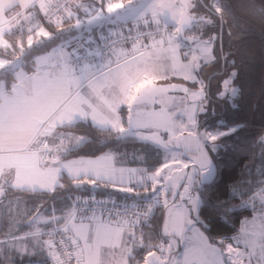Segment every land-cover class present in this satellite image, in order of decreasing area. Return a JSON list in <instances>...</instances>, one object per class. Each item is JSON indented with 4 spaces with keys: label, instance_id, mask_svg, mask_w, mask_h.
I'll return each instance as SVG.
<instances>
[{
    "label": "snow or ice",
    "instance_id": "6c2138e0",
    "mask_svg": "<svg viewBox=\"0 0 264 264\" xmlns=\"http://www.w3.org/2000/svg\"><path fill=\"white\" fill-rule=\"evenodd\" d=\"M7 9L16 11L0 15V264H264V132L249 145L256 170L246 164L227 185L239 205L208 197L221 140L241 128L210 123L209 105L236 107L240 92L225 41L251 30L248 17L264 25V0H0ZM209 65L219 72L205 77ZM129 143L144 149L121 151ZM86 145L95 151L80 155ZM15 193L51 203L29 207ZM205 206L224 223L237 208L252 215L217 238Z\"/></svg>",
    "mask_w": 264,
    "mask_h": 264
},
{
    "label": "trees",
    "instance_id": "16d2710c",
    "mask_svg": "<svg viewBox=\"0 0 264 264\" xmlns=\"http://www.w3.org/2000/svg\"><path fill=\"white\" fill-rule=\"evenodd\" d=\"M237 0H229V3H236ZM257 4L261 0H256ZM16 9H10L6 11L7 15H13ZM250 27V31L247 33H241L238 30H233L232 46L229 48L227 39L225 41V51H231L236 53L234 57L230 59L236 60V66L238 76L233 82L234 86H238L240 92L235 98L234 103L236 107H232L230 103H224L222 101H215L209 105V109L215 107V117H210V123L215 125L220 122L228 127L234 125H240L241 128L234 135L225 137L221 140L222 147L218 155L214 156L215 162L220 169V176L217 178L216 184L210 189L208 197L211 204H215L218 200H228V205H239V199H228L226 195L227 185L242 178L244 172V166L251 165L252 170L255 171L256 167L260 164L259 148L250 147L249 145L257 136L264 132V25L261 24L258 17H248L243 21ZM49 31H54V28L48 27ZM106 31V30H105ZM227 34V29L225 30ZM95 35V32L93 33ZM242 37V38H241ZM46 39V38H41ZM25 46H27L25 38ZM53 45H49V49ZM39 54V53H36ZM231 67L228 68L230 72ZM0 69V72H3ZM219 72L218 67L209 65L205 69V77L212 76ZM225 77L220 75L216 76L211 81L210 94L214 97L216 91L220 88V81ZM126 115V109H125ZM203 119V117H201ZM227 130L226 128H222ZM77 134H88L91 137L97 135L94 129L89 127H81L76 130ZM135 149H144V146L138 143H129L126 148H122L121 151H127L132 153ZM95 151L93 145H86L79 153L80 155L91 154ZM253 153H256L253 156ZM98 154V153H97ZM139 154V153H138ZM154 155V153H150ZM129 166H136L130 164ZM63 183H69L65 178ZM63 193H61L62 195ZM81 197L89 195V192L79 191L75 193ZM15 196H19L22 201L28 202V206L32 207L33 204L40 203L41 200L51 203V199L45 195L40 197L39 194L31 193H15ZM10 198H14L10 197ZM103 198L102 193H97V199ZM57 203V207H59ZM250 210H243L237 208L234 215L227 217L228 222L224 223L218 219V213L210 206H205L201 209V218L205 219L211 225L210 235L213 237L235 235L236 231L240 227V221L245 217H251ZM6 221V218H5ZM0 221V233L7 231V223ZM155 223V221H153ZM28 231L26 225L20 226V231L17 235H21L23 232ZM2 239V236H0ZM21 257L16 256L15 260L19 264ZM24 264H28L29 260H41L40 256L23 257Z\"/></svg>",
    "mask_w": 264,
    "mask_h": 264
},
{
    "label": "rangeland",
    "instance_id": "374dc122",
    "mask_svg": "<svg viewBox=\"0 0 264 264\" xmlns=\"http://www.w3.org/2000/svg\"><path fill=\"white\" fill-rule=\"evenodd\" d=\"M113 3H127L128 0H112ZM159 83V82H158ZM168 83H184L182 79L180 78H172L168 81ZM189 87H191V85L189 84L188 85ZM176 95H180L179 93H176ZM223 131H226V130H223ZM166 138V137H165Z\"/></svg>",
    "mask_w": 264,
    "mask_h": 264
},
{
    "label": "crops",
    "instance_id": "0c3cea01",
    "mask_svg": "<svg viewBox=\"0 0 264 264\" xmlns=\"http://www.w3.org/2000/svg\"><path fill=\"white\" fill-rule=\"evenodd\" d=\"M7 10H10V9H7ZM7 10H6V11H7ZM6 11H5V12H2V13H0V15H7V14H6ZM69 158H72V157H69Z\"/></svg>",
    "mask_w": 264,
    "mask_h": 264
},
{
    "label": "built area",
    "instance_id": "2783aa9c",
    "mask_svg": "<svg viewBox=\"0 0 264 264\" xmlns=\"http://www.w3.org/2000/svg\"><path fill=\"white\" fill-rule=\"evenodd\" d=\"M128 47H130V44L129 45H127ZM98 199H100V198H98Z\"/></svg>",
    "mask_w": 264,
    "mask_h": 264
}]
</instances>
